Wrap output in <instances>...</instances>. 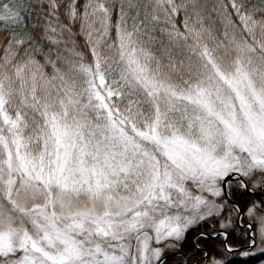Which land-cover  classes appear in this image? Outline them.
I'll use <instances>...</instances> for the list:
<instances>
[{
  "label": "snow or ice",
  "instance_id": "1",
  "mask_svg": "<svg viewBox=\"0 0 264 264\" xmlns=\"http://www.w3.org/2000/svg\"><path fill=\"white\" fill-rule=\"evenodd\" d=\"M264 258V0H0V264Z\"/></svg>",
  "mask_w": 264,
  "mask_h": 264
},
{
  "label": "trees",
  "instance_id": "2",
  "mask_svg": "<svg viewBox=\"0 0 264 264\" xmlns=\"http://www.w3.org/2000/svg\"><path fill=\"white\" fill-rule=\"evenodd\" d=\"M250 259V264H262L264 262V258H258L255 262Z\"/></svg>",
  "mask_w": 264,
  "mask_h": 264
},
{
  "label": "rangeland",
  "instance_id": "3",
  "mask_svg": "<svg viewBox=\"0 0 264 264\" xmlns=\"http://www.w3.org/2000/svg\"><path fill=\"white\" fill-rule=\"evenodd\" d=\"M258 258H261V257L257 256V257L250 258V259L253 260V261L255 262ZM253 261H252V262H253ZM262 264H264V262H263Z\"/></svg>",
  "mask_w": 264,
  "mask_h": 264
}]
</instances>
